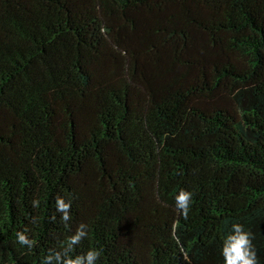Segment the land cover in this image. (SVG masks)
<instances>
[{
	"label": "trees",
	"instance_id": "16d2710c",
	"mask_svg": "<svg viewBox=\"0 0 264 264\" xmlns=\"http://www.w3.org/2000/svg\"><path fill=\"white\" fill-rule=\"evenodd\" d=\"M81 224L66 258L225 264L240 224L264 264V0H0V264Z\"/></svg>",
	"mask_w": 264,
	"mask_h": 264
},
{
	"label": "clouds",
	"instance_id": "9594fccd",
	"mask_svg": "<svg viewBox=\"0 0 264 264\" xmlns=\"http://www.w3.org/2000/svg\"><path fill=\"white\" fill-rule=\"evenodd\" d=\"M192 193L187 192L185 190H181L176 199V207L181 212L183 217L187 219L190 204L192 201ZM34 207H38V201H32ZM56 206L57 211L61 212L62 220L68 221L70 219L69 211L71 208V202L65 203L62 197L57 196L56 198ZM55 217H53L54 219ZM86 225L81 224L72 237L69 238L67 242V247L64 250V253L56 252L54 255L57 260H60L62 255L65 258L62 261V264H83L84 260H87L88 264H94L100 258V251L90 250L83 256H77L75 259L66 258L68 253L71 251L72 246L78 245L83 238H85L88 233L85 231ZM233 235H229L224 242V247L222 251V255L225 260V264H258L257 256L255 249L252 245V237L251 234L245 232L243 230V226L240 224H234ZM17 242L26 246L29 250H31L35 242L28 238V236L24 232H18L17 234ZM53 258V254L45 257L42 264H51V260Z\"/></svg>",
	"mask_w": 264,
	"mask_h": 264
}]
</instances>
